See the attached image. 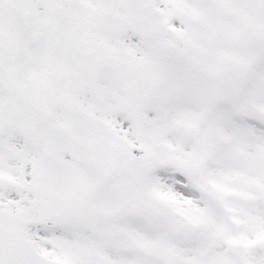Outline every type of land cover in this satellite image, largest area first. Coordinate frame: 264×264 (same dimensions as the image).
I'll return each mask as SVG.
<instances>
[{
    "label": "snow or ice",
    "instance_id": "6c2138e0",
    "mask_svg": "<svg viewBox=\"0 0 264 264\" xmlns=\"http://www.w3.org/2000/svg\"><path fill=\"white\" fill-rule=\"evenodd\" d=\"M0 264H264V0H0Z\"/></svg>",
    "mask_w": 264,
    "mask_h": 264
}]
</instances>
